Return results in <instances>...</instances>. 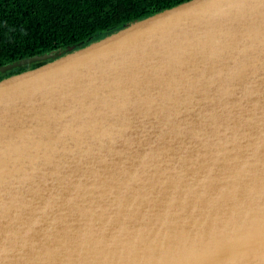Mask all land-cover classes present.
Instances as JSON below:
<instances>
[{
    "label": "water",
    "instance_id": "95a60500",
    "mask_svg": "<svg viewBox=\"0 0 264 264\" xmlns=\"http://www.w3.org/2000/svg\"><path fill=\"white\" fill-rule=\"evenodd\" d=\"M60 50L0 65V264H264V0Z\"/></svg>",
    "mask_w": 264,
    "mask_h": 264
},
{
    "label": "trees",
    "instance_id": "16d2710c",
    "mask_svg": "<svg viewBox=\"0 0 264 264\" xmlns=\"http://www.w3.org/2000/svg\"><path fill=\"white\" fill-rule=\"evenodd\" d=\"M182 1L185 0H0V65L56 48L64 54L130 20Z\"/></svg>",
    "mask_w": 264,
    "mask_h": 264
}]
</instances>
